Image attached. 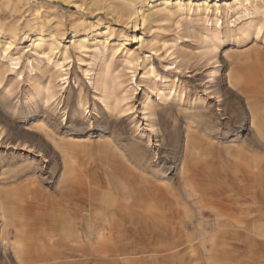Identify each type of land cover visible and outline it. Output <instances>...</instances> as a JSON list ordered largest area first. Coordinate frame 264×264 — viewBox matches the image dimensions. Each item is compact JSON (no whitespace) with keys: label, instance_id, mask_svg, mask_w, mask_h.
Returning <instances> with one entry per match:
<instances>
[{"label":"bare ground","instance_id":"obj_1","mask_svg":"<svg viewBox=\"0 0 264 264\" xmlns=\"http://www.w3.org/2000/svg\"><path fill=\"white\" fill-rule=\"evenodd\" d=\"M156 1H129L125 11L117 14L130 24L133 35L132 42L121 35L122 50L112 53H123L126 64L132 67L139 57L124 43H144V30L159 12L154 8L143 11L138 5ZM263 1L233 0L232 4L235 10L255 15ZM185 11L178 4L176 13ZM261 15L264 18V9ZM252 29L258 40L261 26L247 23L238 35L240 43L250 38ZM105 30L111 37L109 28ZM32 46L41 56L43 37L38 35ZM107 47L104 43V50ZM217 57L213 56L215 60ZM100 58L92 59L90 66ZM221 59L216 77L223 70L226 74L225 79L216 80L215 93L234 96L240 113L235 119L238 125L230 127L227 121L225 129L218 132L219 140L209 136L208 127L201 136L203 113L187 103L178 107L186 120L181 141L177 139L166 147L164 130L159 127L165 118L162 107H150L149 89L143 91L141 109L147 118L148 133L161 132L154 137L155 144L162 154L175 150L171 162L165 155L158 163L152 161L149 154L155 149H151L153 139L137 137L138 128L131 138L130 151L124 152L111 140L92 141L70 135L56 141L43 123L40 131L62 165L54 184L56 194L43 193L35 174L27 176L28 181L20 189H0V245L13 253L15 264H73L75 260L82 264H216L219 247L264 248V45L248 49L241 57L225 53ZM91 68L85 71L87 77ZM109 70L107 65L93 79L103 107L127 99L118 98L114 92V78L102 79ZM224 80L227 82L221 87ZM38 92H44L47 99L54 97L50 84ZM169 92L158 90L161 97L169 96ZM102 111L98 105L95 113ZM222 112L226 114L227 110L223 108ZM245 125L256 149L247 143V136L241 138ZM76 167H104L106 182L95 181L94 169ZM171 171H175V180L168 177ZM107 178L110 185L106 184Z\"/></svg>","mask_w":264,"mask_h":264},{"label":"rangeland","instance_id":"obj_2","mask_svg":"<svg viewBox=\"0 0 264 264\" xmlns=\"http://www.w3.org/2000/svg\"><path fill=\"white\" fill-rule=\"evenodd\" d=\"M129 1L134 0H0V189H20L28 177L35 174L39 179L37 186L43 193L56 194L54 184L62 165L40 131L43 123L56 141L70 135L92 141L111 140L124 152L130 151L131 138L138 128L137 137L145 141L148 136L153 139L151 149H155L149 154L152 161L158 163L165 155L171 162L176 156L175 150L162 154L155 144L154 137L161 132L148 133L147 118L141 109L146 87L150 92V107H162L165 118L159 127L164 130L166 147L177 139L181 141L186 120L178 107L187 103L203 113L201 136L208 127L209 136L219 140L218 132L225 129L227 121L230 127L238 125L235 123L240 113L238 101L230 94L215 93V84L225 79L226 72L223 70L219 77L216 75L225 53L241 57L248 49L264 45L261 15L264 1L258 5L255 15L235 10L233 0H157L138 5L143 11L152 8L159 13L144 30L145 41L141 46L124 43L139 57L134 67L126 64L123 53H112L124 42L121 35L132 42L133 29L124 17L117 15L125 11ZM178 4L186 10L182 14L176 13ZM36 12L38 16L34 17ZM247 23L260 25V35L255 41L252 29L250 38L240 43L238 35ZM105 28H109L111 37L105 34ZM98 32L100 34L96 35ZM38 35L44 42L41 56L32 46ZM104 43L108 44L106 50ZM215 54L218 55L216 60ZM97 56L100 60L90 66ZM107 65L110 70L102 79L114 78V92L118 98L126 96L127 99L116 106L111 103L110 107H103L93 79ZM90 68L92 72L87 77L85 71ZM226 82L224 80L221 87ZM48 84L54 93L51 99H47L44 92H38ZM158 90L172 92L161 97ZM98 105L103 111L96 115ZM247 127L241 130V138L247 136ZM250 137L247 136V143L256 149ZM180 150L181 147L177 149ZM32 167L41 170L37 172ZM76 168L94 169L97 171L95 181H105L104 167ZM174 174L175 171H171L168 177L174 179ZM106 184L110 185L108 178ZM224 249L226 247H219L215 252L219 261L216 264H264V248L250 245L239 250ZM0 264H15L13 253L1 245ZM73 264L82 263L75 260Z\"/></svg>","mask_w":264,"mask_h":264}]
</instances>
